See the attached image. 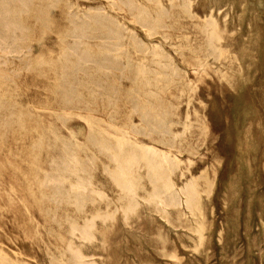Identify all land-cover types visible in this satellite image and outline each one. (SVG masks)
<instances>
[{
	"label": "rangeland",
	"instance_id": "374dc122",
	"mask_svg": "<svg viewBox=\"0 0 264 264\" xmlns=\"http://www.w3.org/2000/svg\"><path fill=\"white\" fill-rule=\"evenodd\" d=\"M0 264H264V0H0Z\"/></svg>",
	"mask_w": 264,
	"mask_h": 264
}]
</instances>
